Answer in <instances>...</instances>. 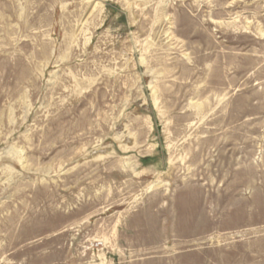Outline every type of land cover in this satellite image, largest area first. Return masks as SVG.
Wrapping results in <instances>:
<instances>
[{"label": "rangeland", "instance_id": "374dc122", "mask_svg": "<svg viewBox=\"0 0 264 264\" xmlns=\"http://www.w3.org/2000/svg\"><path fill=\"white\" fill-rule=\"evenodd\" d=\"M0 264H264V0H0Z\"/></svg>", "mask_w": 264, "mask_h": 264}, {"label": "bare ground", "instance_id": "6f19581e", "mask_svg": "<svg viewBox=\"0 0 264 264\" xmlns=\"http://www.w3.org/2000/svg\"><path fill=\"white\" fill-rule=\"evenodd\" d=\"M97 5V4H96Z\"/></svg>", "mask_w": 264, "mask_h": 264}]
</instances>
